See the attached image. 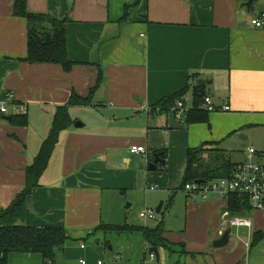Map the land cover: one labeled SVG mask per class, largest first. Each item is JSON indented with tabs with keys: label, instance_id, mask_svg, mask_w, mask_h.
Wrapping results in <instances>:
<instances>
[{
	"label": "crops",
	"instance_id": "obj_1",
	"mask_svg": "<svg viewBox=\"0 0 264 264\" xmlns=\"http://www.w3.org/2000/svg\"><path fill=\"white\" fill-rule=\"evenodd\" d=\"M15 2L0 0V106L8 98L12 102L7 113L0 112V212L24 189L26 168L49 135L57 109L68 103L73 92L87 97L101 71L103 80L93 105L69 108L74 123L82 127L74 124L61 133L41 186L28 198L21 223L68 231L69 243L57 253L56 264H80L81 260L97 264L105 261V249L95 230L101 225L128 224L123 219L127 192L138 189L144 180L171 189L170 173L176 169L181 186L188 149L218 143L207 128L212 120L228 119L231 129L239 132L243 121L249 122L247 113L264 110V28L252 25L264 12V0H256V9L255 4L244 7L247 0H27L30 13L70 19L67 52L75 63L70 72L56 64L20 61L27 56L28 25L14 16ZM136 43L143 49L135 48ZM199 82L215 106L228 105L230 111L211 113L209 124L194 125L176 121L170 112L161 114L159 108L154 111L187 87L182 101L192 107ZM25 113L26 128L5 120ZM133 146L145 147L147 155H132ZM156 151L162 156L167 153V159L162 158L166 168L158 167L167 175L143 170ZM210 199L214 211H224L223 222L218 221L207 238L216 241L229 230L224 218L228 211L222 199ZM263 230L253 229V233ZM92 237L96 243L88 247ZM74 241L80 246L72 245ZM245 241L241 239L246 252ZM186 245L195 256L175 255L167 263L250 264L239 254L227 260L226 252L213 257L201 247ZM147 257L144 253L142 264ZM114 259L117 262L121 256L116 254ZM8 264L49 263L40 255L11 254Z\"/></svg>",
	"mask_w": 264,
	"mask_h": 264
},
{
	"label": "trees",
	"instance_id": "obj_2",
	"mask_svg": "<svg viewBox=\"0 0 264 264\" xmlns=\"http://www.w3.org/2000/svg\"><path fill=\"white\" fill-rule=\"evenodd\" d=\"M14 16L25 19L28 25L27 56L20 59V61L30 65L56 64L61 66L65 72H70L73 69L75 63L69 60L67 52V25L70 22L69 18L54 19L46 14L30 13L27 8V0H16ZM127 16L128 10L125 12L123 20H126ZM102 80L103 73L100 71L97 84L90 90L87 97H81L73 92L68 103L57 109L49 135L43 141L33 163L26 168L24 189L7 209L0 212V264H8L11 254L40 255L45 263L56 264L57 253L63 252L69 242V233L64 228H40L21 223H24L26 217L28 198L36 188L41 186L40 180L49 166L61 133L75 124L70 116L69 108L73 106H92L94 96L101 87ZM189 88L187 87L183 91L163 100L154 108V111L159 108L161 114L169 113L178 101L183 100ZM206 97L209 96L205 88L195 85L193 104L185 121L187 125L209 124L211 113L204 108ZM11 124L20 128L28 127V114L13 115ZM217 144L214 142L204 143L199 148L188 149L186 168L179 190L183 191L187 184L197 181L207 184L210 181L229 178L232 175L236 164H223L216 166V168L213 167V164L220 161V156L217 155L220 151L216 148ZM154 155H159V152H154ZM162 158L164 160L167 159L166 152L163 153ZM207 158H210L211 164L207 163ZM226 210L231 215H239L248 212L250 208L248 202L243 198L230 196ZM98 232H103L104 234L116 233L118 235L141 233L148 249L158 248L163 250L168 254L169 259L175 255L179 257L195 256V254L187 251L186 243H172L165 238L164 221L157 223L154 227L129 224L118 226L101 225L95 230V233ZM263 239L264 230L255 232L251 248ZM106 245L109 246V244ZM145 255H148L147 251ZM176 264H179V262Z\"/></svg>",
	"mask_w": 264,
	"mask_h": 264
},
{
	"label": "rangeland",
	"instance_id": "obj_3",
	"mask_svg": "<svg viewBox=\"0 0 264 264\" xmlns=\"http://www.w3.org/2000/svg\"><path fill=\"white\" fill-rule=\"evenodd\" d=\"M255 4V3H254ZM257 5L253 6L256 9ZM223 115L220 112L212 113V116ZM249 122H245L239 128V132H235L232 128V122L228 119L217 118L212 120L211 127H208L209 133L217 136L218 144L216 148L219 151L217 155L220 156V161L213 164V167L228 164H240L248 161V149L253 148L260 153H264V110L247 113L245 115ZM73 120V119H72ZM241 136L246 137V140ZM207 163L211 164L210 158L206 159ZM145 173L157 176L166 174L162 169L156 172H147V165H143ZM171 189H161L156 182L141 181L138 189L127 192L129 200L126 201L124 208V221L134 226H148L154 227L157 223L164 221L165 232L168 234V240L176 241L182 240L188 245L201 247L209 256H215L216 252H226L227 260H232L235 255L243 256L244 260L250 261V264L264 263V239L256 246L251 248L250 253L246 255L241 245V239L248 240L247 230L232 227L227 224V228L231 230V245L226 249H215L213 247L214 240L207 238L211 236L217 227L223 209L214 211L211 204V199L214 195H209L203 198L197 194L188 196L185 191L180 188V171L176 169L171 170ZM158 186L159 188L154 192H146L151 186ZM172 201L169 204V200ZM164 204L162 213L157 215L156 221H146L140 218V213L146 209L156 210L160 205ZM254 218L253 229H263L262 216L259 213H252L250 216ZM99 234L97 239H100V245L105 249L104 259L105 264H142L145 250L143 249L141 233H134L131 235H118L116 233ZM217 237V236H216ZM219 238V237H217ZM171 241V242H173ZM182 242V241H181ZM208 245H206V243ZM69 243V242H68ZM67 243V244H68ZM96 240L93 237L88 241V247H94ZM72 245L79 247L78 241L71 242ZM106 244H109L107 246ZM206 245V246H205ZM112 250H109V247ZM200 249V250H201ZM224 250V251H223ZM227 250V251H226ZM118 254L121 259L116 262L114 256ZM61 255V254H60ZM161 262L155 264H168V254L160 253ZM172 257L170 260H172ZM143 264H153L149 262V258Z\"/></svg>",
	"mask_w": 264,
	"mask_h": 264
},
{
	"label": "built area",
	"instance_id": "obj_4",
	"mask_svg": "<svg viewBox=\"0 0 264 264\" xmlns=\"http://www.w3.org/2000/svg\"><path fill=\"white\" fill-rule=\"evenodd\" d=\"M252 25L257 29L264 28V12L259 17L252 20ZM10 98L0 106V112L2 114L7 113V104H10ZM12 103V102H11ZM189 106L185 105V102L178 101L176 105L170 110V113L174 119L178 122H185L190 111ZM204 108L210 113L224 111H230L228 105H224L222 108H218L213 103L210 97H206L204 100ZM132 155H147V149L145 147L133 146L130 148ZM147 164L150 160L146 159ZM157 187L153 186L148 191H156ZM188 196L201 195L204 199L209 195L219 197L228 204L230 196H238L248 202L250 210L244 214L231 215L229 212H225L224 218L228 220V224L232 227L239 229L245 228L249 231L248 240L244 242L246 249V255L250 253L251 243L253 239V223L252 217H248L251 213H261L264 217V153H260L253 148L248 149V161L240 164H236L232 175L229 178H222L218 180L210 181L207 184L190 183L184 187V190ZM140 218L146 221H156L157 214L152 209H146L140 213ZM241 241V240H240ZM84 248V247H83ZM147 248L149 262L157 263L155 254H149ZM118 259V257L116 258ZM80 264H87L85 260H81ZM97 264H105L104 260H99ZM264 264V263H263Z\"/></svg>",
	"mask_w": 264,
	"mask_h": 264
},
{
	"label": "water",
	"instance_id": "obj_5",
	"mask_svg": "<svg viewBox=\"0 0 264 264\" xmlns=\"http://www.w3.org/2000/svg\"><path fill=\"white\" fill-rule=\"evenodd\" d=\"M256 2V0H247V3L244 4V7H246L247 9H250L251 6ZM135 48L142 50L143 47L142 46H137V43L134 45ZM200 82H199V86H200ZM6 121L10 122L11 118L8 117L5 119ZM76 127H82L81 123H76L75 124ZM242 139L246 140V137H242ZM159 165L164 166L165 165V161L162 159V154L161 155H154V160L148 164L147 170L149 172H156L158 170ZM197 184H201V181H197L195 182ZM163 208V203H160V205L156 208L155 212L157 215L161 214ZM230 239H231V230H227L220 239L214 241L213 243V247L215 249H222L225 248L226 246L229 245L230 243ZM109 250H112V247H109ZM149 254H155L156 258H157V263L161 262V255H160V251L158 248H150L149 249Z\"/></svg>",
	"mask_w": 264,
	"mask_h": 264
}]
</instances>
